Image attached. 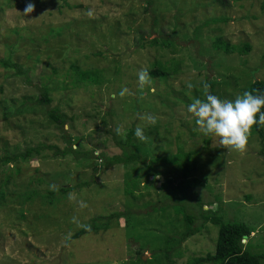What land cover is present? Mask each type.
I'll return each instance as SVG.
<instances>
[{
  "label": "rangeland",
  "instance_id": "obj_1",
  "mask_svg": "<svg viewBox=\"0 0 264 264\" xmlns=\"http://www.w3.org/2000/svg\"><path fill=\"white\" fill-rule=\"evenodd\" d=\"M223 1L172 0L175 7L160 12L161 23L155 26L149 15H143V5L135 1L31 0L34 11L25 16L23 10L29 0H0V56L7 53L6 43L17 42L18 53L12 60L29 67V83L23 77L3 80L0 70V142L10 153L38 143L64 147L43 113L29 111L2 118V107L12 113L30 107L44 86L49 108H57L64 115V132L70 136L74 151H93L95 158L100 152L106 156L120 154L115 143L127 131L134 133L137 126L143 127L147 139L140 141L133 134L131 142L140 146L142 154L150 152L143 158L168 157L181 143L184 149L199 150L207 137L196 131L195 117L187 111L192 101L206 97L205 87L199 86L205 80L199 74H220L217 96L228 100L248 91L253 81L264 82L263 0H228L229 6H223ZM222 19L228 20L219 22ZM206 21L215 22L204 25ZM201 24L205 27L200 29L199 39L190 42L194 29ZM50 28L61 31L51 35ZM12 29L17 35L11 34L7 40ZM139 37L147 41L172 37L175 49L145 44L142 47ZM215 37L235 49L245 44L251 49L248 55L237 51L228 55L215 53L210 47ZM171 61L180 62L178 72L171 78H152L151 84L143 88L138 85L141 69L151 71L155 62L172 67ZM78 71L97 74L100 83L74 84ZM125 88L127 92L119 95ZM193 88L204 90L203 94L198 96ZM118 103L133 111L122 110L124 114L118 118L114 111ZM148 115L156 117L155 124L142 119ZM184 123L199 132L197 137L187 136ZM199 152V157H193L195 171L190 178L197 183L192 189L202 198H210L212 188L222 189L224 213L230 217L236 214V220L255 233L254 238H264V163L259 156V139L249 135L244 150L239 151L221 145L219 138L212 135L209 146ZM41 155L45 158L7 165V171H0V181L10 175L9 181L0 185L4 194L0 205V264H149L153 232L154 237L184 232L181 217L172 209L146 213L147 208L142 207L164 202L160 187L163 178H149L146 190L141 182L138 189H133V200L123 194L126 180H142L147 173L143 165L102 172L96 160L77 165L69 158L52 159L51 151ZM219 165L226 173L219 172ZM155 167L162 168L163 164L157 162ZM79 185L82 187L75 189ZM66 187L74 191L54 193ZM247 196L250 200H246ZM80 201L86 207H81ZM126 210L133 213L127 226L125 218H113L108 230L99 229L65 246L92 219ZM96 222L98 227L104 224L102 220ZM214 239V230L190 237L173 252L169 264L204 258L207 252H213Z\"/></svg>",
  "mask_w": 264,
  "mask_h": 264
},
{
  "label": "trees",
  "instance_id": "obj_2",
  "mask_svg": "<svg viewBox=\"0 0 264 264\" xmlns=\"http://www.w3.org/2000/svg\"><path fill=\"white\" fill-rule=\"evenodd\" d=\"M123 1V0H121ZM125 1H135V3H139L143 5L142 12L143 15L151 17L153 25L157 26L158 23H161L159 20L160 12L166 13L169 11L170 7H175V3L172 0H125ZM210 1V0H209ZM214 2H218L219 0H211ZM235 3L241 2L243 0H232ZM223 6H229L228 0H224ZM210 4V2H209ZM263 8H264V0H263ZM63 6L60 7V9ZM69 7V6H67ZM178 11V10H177ZM179 12V11H178ZM177 12V13H178ZM176 17V14H175ZM183 17V16H182ZM228 19L219 20V22H226ZM215 21H206L204 25H209ZM203 24L196 27L193 32L192 39L189 40L190 42H195L199 39V31L202 27H205ZM115 30H119L115 28ZM175 30V29H174ZM173 30L172 36H175V31ZM8 31V30H7ZM53 31L60 32V29H53L50 28L49 33L53 34ZM7 33V40L11 37L9 35L16 34V30L12 29ZM182 36V35H181ZM184 37V36H183ZM17 38V37H16ZM15 38V41L18 39ZM153 38L151 40H143L139 37L138 42L141 46H149V47H156L159 46L174 50V41L173 38ZM20 39V38H19ZM176 39V38H175ZM145 44V45H144ZM245 44L240 49H235L231 47L227 42L221 40L220 37H215L212 39L211 50L215 53L221 54H231L234 51H237L240 54L248 55L251 47ZM17 42L14 43H6V51L7 53L4 56H0V70H2L3 80L13 81L15 78L23 77L25 82L29 83L28 78V70L29 67L27 65L19 64L18 61H13L15 54L18 53L17 49ZM140 46V47H141ZM37 58V57H36ZM36 61H38L36 59ZM173 63L172 67H164L163 64L159 62L154 63V67L149 74L151 78H157L158 80H166L171 78L174 74L178 72V68L180 62L171 61ZM74 71L78 69L72 67ZM224 74V73H223ZM200 78L205 80L200 83V88L204 87L205 84L208 85L206 89V95L212 94L217 96V89L216 86L221 79L220 74H214L213 77H205L203 73L199 74ZM78 81L75 83L81 82H88L90 84H99L100 80L97 74L91 71L79 72L77 73ZM225 77V76H223ZM231 76H228V79H231ZM192 89V88H191ZM195 88H193L192 91ZM202 89H198L195 92L198 96L203 94ZM249 92H253L254 94H264V82L263 81H253L252 86L248 89ZM0 92H2V86H0ZM40 95L37 100H33V104L30 107H25L22 109H16L13 113L9 111L7 108L2 107V118L6 119L12 116H18L19 114H29L31 111L32 114H40L43 113L45 120L48 121L51 125H53V130L55 135H58L59 139L63 142L64 147L59 149L55 145H45L44 143H38L31 147H25L22 152L19 153H10L9 148L6 147V144L2 145L0 142V149H1V157H0V171L4 173L7 171V168H4L7 165L17 164L20 162H27V161H37L39 159L45 158L41 155L43 151H51L52 159H63L69 158L72 163L79 165L82 161L85 160H96L99 162L101 167V171H107L114 167H124L128 168L131 164L136 165H143V167L147 170V173L141 178H135L132 180H126L124 182V189L123 194L128 197H132L133 200V189H138L141 182L144 183L143 189L146 190L148 188L149 178H163L162 183L160 184L161 190H163V200L164 202L161 204H157V206H152L150 203L143 204L142 207H146L147 212H156L161 213L168 209H172V211L181 217V221L184 225V232L181 234H176L175 236H170L164 233V236H155L154 232L150 239V243H154L151 249L152 255L150 259L147 261L149 264H161L164 261V264H169L171 262V256L173 252H177L179 247L183 243L192 236L195 235H202L203 232L210 233L212 230L215 231V239H214V250L213 252H207L204 258H195L192 260H188L186 264H264V238L258 236L254 238L255 233L244 223L241 221H237L233 214L231 217L227 216L223 210L225 208V203L222 200V189H213L210 192V198L205 197L202 198L198 193L195 192L192 188L194 184L197 183L191 177V173L195 171V161L193 157H199L201 153L199 150L206 149L209 146L210 138L212 135H206V139H203V145L199 150L198 148L194 149H184L183 144H178L176 153L173 155H169L168 157H160V158H143V155H148L150 152L147 150L142 154L141 148L139 145H134L131 142L133 131H127L124 134V138L117 141L115 144L117 145V150L120 151V154H115L112 156H106L102 152L95 158L93 156V151L88 153H82L78 151L72 150V141L70 140V136L66 135L64 132V126L66 125V120L64 115L60 114L57 108H49L48 104L50 102L46 87H42L39 91ZM200 92V93H198ZM28 98V97H26ZM32 98H28L30 100ZM131 100V99H130ZM193 102V101H192ZM21 105H26L22 102ZM41 105L39 109H34L33 107ZM146 108V107H145ZM142 110L144 109L141 108ZM133 111V110H125L124 105H116L114 111L116 112V116L120 118L123 116L124 112ZM142 110L137 109L136 112H140ZM264 110V109H262ZM184 127L187 129V136L193 138L194 136L197 137L195 133V129H188L184 123ZM198 131V129L196 130ZM256 136L260 141V152L259 156H261V160L264 163V125L252 127L250 135ZM17 147L14 146V149ZM159 162L163 164L162 168L157 169L155 164ZM215 163V162H214ZM224 165V163H222ZM214 166H216L214 164ZM135 166H133L134 168ZM221 169H219L220 173H226L222 171L224 168L219 165ZM4 168V169H3ZM96 171V170H95ZM226 178H231L227 174H225ZM7 180L10 178V175L6 176ZM4 179V178H3ZM5 181H0V185ZM88 186V184H85ZM82 185L77 186L75 189L81 188ZM74 191L73 188H61L54 193H61L66 194L67 192ZM53 194V193H52ZM172 197V198H171ZM4 199V194L0 191V205L1 201ZM191 203L188 204V201ZM29 200V199H28ZM173 201L174 204H170L168 202ZM246 200H250L249 196L246 197ZM158 207V208H156ZM206 207L207 209H204ZM129 209V208H128ZM235 209V208H234ZM236 212L233 210V213ZM131 210H126L122 213H115L111 214L105 218L99 219H92L90 225L82 228L78 232H76L70 239L65 242V246H69L70 243L74 240H78L84 235L89 234H96L99 229L102 231H106L109 228V222L115 219L125 218L126 226L132 220ZM102 220L104 224L100 227L96 225V221ZM134 225V224H133ZM133 225L129 227H133ZM152 229H144L143 231H150ZM156 232V229H154ZM145 234V233H144ZM251 234H254L251 236ZM166 235V236H165ZM165 237V238H164ZM156 241H155V240ZM245 239L246 243H243ZM142 250V249H140ZM139 250V251H140ZM138 251L137 255H141Z\"/></svg>",
  "mask_w": 264,
  "mask_h": 264
},
{
  "label": "clouds",
  "instance_id": "obj_3",
  "mask_svg": "<svg viewBox=\"0 0 264 264\" xmlns=\"http://www.w3.org/2000/svg\"><path fill=\"white\" fill-rule=\"evenodd\" d=\"M34 8L35 4L29 0L23 10L24 15L32 13ZM151 79L147 69H141L137 74L138 85L141 88L150 85ZM204 87L207 88L208 85L205 84ZM126 92V88L122 89L119 95L123 96ZM262 109H264V94L258 95L249 91H244L232 100L207 94L204 99L197 98L187 107L188 113L195 117L198 131L204 135L218 137L221 145L239 151L244 150L252 127L264 125ZM142 119L150 124L156 123V117L153 115L142 117ZM133 134L140 141L147 139L141 126H137ZM79 203L81 207H86L85 202Z\"/></svg>",
  "mask_w": 264,
  "mask_h": 264
},
{
  "label": "water",
  "instance_id": "obj_4",
  "mask_svg": "<svg viewBox=\"0 0 264 264\" xmlns=\"http://www.w3.org/2000/svg\"><path fill=\"white\" fill-rule=\"evenodd\" d=\"M144 259V258H143Z\"/></svg>",
  "mask_w": 264,
  "mask_h": 264
}]
</instances>
